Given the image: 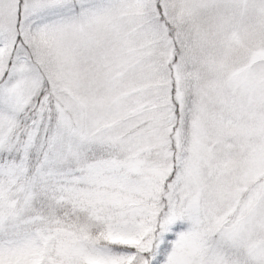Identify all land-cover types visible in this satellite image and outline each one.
I'll return each instance as SVG.
<instances>
[{"label": "snow or ice", "instance_id": "1", "mask_svg": "<svg viewBox=\"0 0 264 264\" xmlns=\"http://www.w3.org/2000/svg\"><path fill=\"white\" fill-rule=\"evenodd\" d=\"M0 264H264V0H0Z\"/></svg>", "mask_w": 264, "mask_h": 264}]
</instances>
